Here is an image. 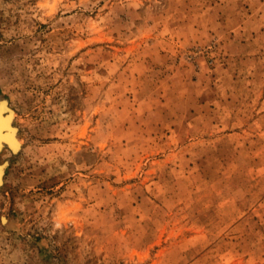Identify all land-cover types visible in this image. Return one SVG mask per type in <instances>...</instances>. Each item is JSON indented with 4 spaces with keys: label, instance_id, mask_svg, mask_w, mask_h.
<instances>
[{
    "label": "rangeland",
    "instance_id": "374dc122",
    "mask_svg": "<svg viewBox=\"0 0 264 264\" xmlns=\"http://www.w3.org/2000/svg\"><path fill=\"white\" fill-rule=\"evenodd\" d=\"M1 101L0 264H264V0H0Z\"/></svg>",
    "mask_w": 264,
    "mask_h": 264
},
{
    "label": "bare ground",
    "instance_id": "6f19581e",
    "mask_svg": "<svg viewBox=\"0 0 264 264\" xmlns=\"http://www.w3.org/2000/svg\"><path fill=\"white\" fill-rule=\"evenodd\" d=\"M15 113L9 108L5 101L0 102V151L8 147L16 153L20 148V142L17 137V129L13 125ZM6 144V146H4ZM4 166L0 165V182L3 175ZM10 223V222H9Z\"/></svg>",
    "mask_w": 264,
    "mask_h": 264
},
{
    "label": "water",
    "instance_id": "95a60500",
    "mask_svg": "<svg viewBox=\"0 0 264 264\" xmlns=\"http://www.w3.org/2000/svg\"><path fill=\"white\" fill-rule=\"evenodd\" d=\"M4 146H6V144H5ZM2 180H3V175H2V179H1V182H0V186L2 185Z\"/></svg>",
    "mask_w": 264,
    "mask_h": 264
}]
</instances>
